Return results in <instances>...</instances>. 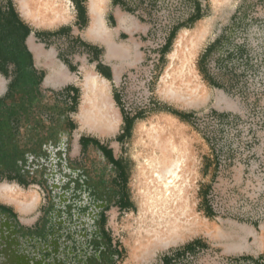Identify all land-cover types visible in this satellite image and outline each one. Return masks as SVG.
I'll return each mask as SVG.
<instances>
[{"label": "rangeland", "instance_id": "obj_1", "mask_svg": "<svg viewBox=\"0 0 264 264\" xmlns=\"http://www.w3.org/2000/svg\"><path fill=\"white\" fill-rule=\"evenodd\" d=\"M1 2L4 4L5 0ZM13 2L30 26L38 30H57L73 15L71 4L65 1L63 7L58 4L52 9L51 18L39 17L34 22L28 15L29 0ZM107 2H94L98 23L106 34L102 12ZM148 3L149 6L144 4V12L152 27L146 40H165L169 28L187 16L182 0ZM191 5L194 11L196 6H202L203 14L188 25L179 26L172 44L164 48L165 54L155 63L151 77L145 74L139 80L140 83L145 79L143 89L139 96L131 98V103L135 107L144 104L146 108L142 114L132 116L134 123L128 138H123L121 133L125 118L121 119L119 111L130 116L124 104L129 103L128 93L135 95L134 90L121 89L123 106L119 109L112 100L117 87L98 75L94 64L87 62L82 54L79 59H67L70 76L57 56L55 60L52 53L42 52L31 43L35 57L49 66L45 83L55 87L75 76L79 100L75 108L68 99L64 101L57 88L39 93L37 77L20 76L19 91L0 101V211L4 213L1 208L8 211V219L17 231L15 241H24L19 245L25 249L20 252L24 264H163L165 258H169L168 264H254L247 257L260 260V264L264 261V0H194ZM191 8L187 6L188 10ZM186 36L191 74L187 85L178 88L188 97L187 103H182L164 97L161 90L173 49L178 39L184 41ZM58 48H63L60 42L49 41L46 46L55 53ZM23 64L20 61V68ZM55 66L61 70L52 77L50 70ZM5 80L8 82L9 78ZM5 80L0 77V89ZM82 83L89 88H100L109 101L113 117L109 130L80 127L81 104L85 101ZM143 92L148 95L140 98ZM186 114L191 115L188 123L185 120L181 123L179 115ZM68 118L70 121H66ZM157 119L167 124L152 122ZM15 126L18 134H13L19 139L16 146L10 138ZM71 128H74L72 132ZM78 136L92 138L113 149L124 168V186L120 168L94 143L78 148ZM26 151L32 153L35 167H26ZM53 154L77 170L75 177H70L73 186L85 191L89 188L90 198L98 200L89 206L98 205L97 213L102 212L95 223L98 235L92 241L94 248L91 255L84 251L82 261L69 258V253H58L52 240L27 252L26 245L32 237L24 235L22 239L18 235L37 232L50 214L51 199L44 173L52 165L49 158ZM153 155L157 157L154 167L159 174H163L171 158L181 160L178 184L182 188V182L187 179L186 194L191 209L186 213L193 223L197 221L198 227L179 240L142 247L132 254L126 241L136 235L141 225L140 196L134 181L139 161ZM56 166L60 172L64 171L61 163ZM141 167L148 169L150 175L149 168L153 165ZM122 195L129 204L119 208ZM84 205L88 204L80 206ZM93 211L89 215L92 221L96 215ZM75 226L85 230L88 227L86 222ZM77 239L80 240L77 244H83V238ZM194 241L192 249H185Z\"/></svg>", "mask_w": 264, "mask_h": 264}, {"label": "crops", "instance_id": "obj_2", "mask_svg": "<svg viewBox=\"0 0 264 264\" xmlns=\"http://www.w3.org/2000/svg\"><path fill=\"white\" fill-rule=\"evenodd\" d=\"M10 1L15 12V17L10 21L9 26H5V30H7V33H9L10 36L8 38L6 37L7 33L3 31V27L0 30V77L4 80L5 78H9V80L8 82L5 80L3 88L0 89V93H3L0 95V99L4 98L8 92L9 96H12L14 92L17 93L19 91L18 84L20 76H34L37 77L39 81V84L36 85V90L39 93L48 88H57V93L62 95L65 102L67 101L66 99H68V103H70L71 106H73L72 102L74 98H76V108L79 100V89L76 84H74L75 76L65 80L55 87L46 84L45 77L49 71V66H47L41 58L37 59L35 57L30 46L32 43L34 47H39L42 52L52 53L55 60V56H57V60H59V63L63 64L69 75L71 66L67 63V59L74 57L76 60L79 59V55L82 54L87 62L90 61L94 64L98 75L107 79L108 82H112L114 87H117L115 91L116 94L113 93L112 95V100L119 105V109L123 106L121 84L123 77L125 76L124 73L128 70L131 71V68L140 65L141 61H146V47L148 44V40L146 39L152 26L145 16L146 13L144 12V8L145 5L149 6L148 2L150 0H108L105 5L106 11L103 8L102 12V18L107 34L98 37L92 36L86 31L89 24L87 0H69L73 15L71 18L66 19L63 26L56 28L58 31L38 30L37 28L30 26L29 22H27V20L21 15L20 10L16 9L13 0ZM182 2L185 5L187 16L183 22L179 23L183 24L180 27L188 25V22H193V17L191 16L194 13V7L191 5L194 0H182ZM186 5H190L192 7L191 10H188ZM196 12H198V14H203L204 8L202 6L200 8L197 7ZM179 24L174 23L169 28L171 31H169V34L164 38L165 43L159 49V57L165 54L164 48L168 46V49L170 44H172V39L174 38L169 40L170 34ZM61 40H63V44H61ZM49 41H52L53 43L60 42V45H62L63 48H58L56 53L51 49H46ZM8 58L20 59L22 62L25 60V64L21 65L20 68V64L18 63V69L12 63H9L8 67H5L3 62ZM38 65L41 66L39 67ZM5 70H7V72H5ZM42 83L44 84L42 85ZM151 103L154 105V102ZM119 112L121 119L124 120L125 118L124 129L121 130V133H123V138H128L131 134L134 118L132 116L123 115L121 111ZM138 113L142 114V110ZM129 119L132 120L130 127L126 125V122ZM180 120L181 123L185 121L188 123V119H184V121L180 118ZM62 121L63 123H61V125L63 126L64 120ZM66 121H70V119L68 118ZM62 129H65L64 126ZM73 130L74 128H71V130L69 129L71 132ZM11 131L10 138L13 143L15 141L16 146L18 145L17 143L19 139L14 136L13 132L18 134V128L15 126ZM60 132H62V130ZM124 134L126 137H124ZM89 139L90 140L84 138L83 140L82 136H78L76 146H78V148L86 147L89 145L88 143H91L92 145V143H94L92 141L96 142L94 143L96 146L102 145V142L100 141L92 140V138ZM116 142L117 144L122 145L120 141ZM106 147L111 150L110 157L114 160H118L113 149L109 145ZM31 154L32 153L26 151L24 156ZM118 166L120 167V170H124L121 163ZM121 185H123V181ZM253 263L260 264V260L254 258ZM261 263L264 264V261L261 260Z\"/></svg>", "mask_w": 264, "mask_h": 264}, {"label": "bare ground", "instance_id": "obj_3", "mask_svg": "<svg viewBox=\"0 0 264 264\" xmlns=\"http://www.w3.org/2000/svg\"><path fill=\"white\" fill-rule=\"evenodd\" d=\"M69 0H29L28 15L37 21L39 17H50L52 9L59 4L61 7L66 5ZM95 0H89V24L86 31L95 37L106 35L98 23L97 10L95 9ZM58 5V6H59ZM178 39L171 55V63L165 69L162 79L163 88L161 92L168 99H177L182 103H187L188 97L182 94L178 88L187 85V80L191 74L189 67V37L184 41ZM61 70L60 66L51 68L52 77L54 73ZM92 79V78H90ZM51 81V78H50ZM83 98L87 101L81 104V113L79 115V124L81 128H92L100 131L109 130L113 123L111 116V105L104 96L100 88L87 87L82 83ZM156 124H167L163 120L157 119ZM171 141V139H169ZM163 148V147H162ZM164 150V149H162ZM157 157H143L139 161L134 186L138 190L139 199V221L141 225L137 229L136 235L131 237L129 244L130 253H136L139 248L151 247L167 244L171 241L181 239L186 234L192 233L198 227L197 221L192 222L191 216L186 213L191 209L190 201L186 194L187 179L178 184V173L180 171L181 160L171 158L163 174L155 170ZM151 164L153 167L148 169L141 165ZM141 176V178H139ZM191 214V212H189Z\"/></svg>", "mask_w": 264, "mask_h": 264}, {"label": "flooded vegetation", "instance_id": "obj_4", "mask_svg": "<svg viewBox=\"0 0 264 264\" xmlns=\"http://www.w3.org/2000/svg\"><path fill=\"white\" fill-rule=\"evenodd\" d=\"M53 155L54 157L50 158V162H52L54 166L55 174L53 173V175L51 173L48 178L46 177V175L49 174L51 171L50 167L48 168V172L44 173V177L46 178V184L49 189L51 199L49 209V220L46 218L44 220L43 226L37 232H21L18 233V235L22 239L24 235H26L27 237H32L30 238L31 241H29V243H27L26 245L27 252L28 250L31 252L33 248H36V246L41 247L40 245L43 244V242L52 240L55 244H57L58 249H56L59 250L57 251L58 253H69V258L73 259L74 261H77L78 258H80L82 261L84 251L86 252L88 250L91 255V252L94 248V246H92L94 245L92 244V241L93 238L98 235L95 230V223L99 215H102V212L96 213L93 221L89 218V213L92 212L94 208L96 210L98 205H93V208L90 206L98 200L90 198L89 188L85 191V189L78 190L77 187L73 186V182L71 181L70 177L74 178L77 174V170L68 167L62 159L60 160L59 156H55V154ZM58 161H60L61 165L64 166L63 172L69 173L68 176L63 175V172L59 171L56 166V164H60L58 163ZM50 184H52V186H55V188L58 189L56 190V192H54L53 195L50 188ZM65 185H69V187H65ZM65 188H67V190H65ZM52 200L57 201V204L60 203V205L53 207L51 204ZM81 204L88 205H84V207L80 206ZM1 210L8 213V211L5 209L1 208ZM95 210L94 212H96ZM82 222H86V226H88L86 230L80 227L78 229L75 226V224ZM77 238H83V244H77V242H80V240ZM21 241L22 240L17 241V243H20L17 246V250L19 252L25 250L24 247L19 246L22 245ZM22 243H24V241H22ZM7 254L9 253H6V251L5 254H0V264H3V261H5L6 258L9 259L10 256H8ZM46 256H49V253H46Z\"/></svg>", "mask_w": 264, "mask_h": 264}, {"label": "built area", "instance_id": "obj_5", "mask_svg": "<svg viewBox=\"0 0 264 264\" xmlns=\"http://www.w3.org/2000/svg\"><path fill=\"white\" fill-rule=\"evenodd\" d=\"M165 40H148V44L146 47V54H147V58L146 61L144 60V64H140L138 67H136L135 69L127 72L125 74V76L123 77L122 80V88L125 87V92L127 91L128 88H130L131 90H134V94L128 93V100L129 103H125L124 104V110H126L130 116H134L136 115L139 111H141L142 109L146 108L144 104H140L137 105V107H135L132 103H131V98L136 97L140 95V92L143 89L144 83H145V79L142 80V82L139 83V80L141 77L145 76L146 77L148 75H152L151 71L154 69L155 63L158 62L159 57V49L164 45ZM145 62H147V64L145 65ZM135 84H139L136 88L134 87ZM148 94L143 92L140 96V98L142 97H146ZM144 97V98H145ZM26 157V162H27V166L26 167H31L32 165L35 167V162L33 160V157L31 155H27Z\"/></svg>", "mask_w": 264, "mask_h": 264}, {"label": "trees", "instance_id": "obj_6", "mask_svg": "<svg viewBox=\"0 0 264 264\" xmlns=\"http://www.w3.org/2000/svg\"><path fill=\"white\" fill-rule=\"evenodd\" d=\"M197 7L198 6H196V8ZM196 8H195L194 14L191 16V17H193V21L196 20L200 16V14H198V12H196ZM14 13L15 12H14V9H13V6H12V3H11L10 0H5L4 4L0 0V30L3 27L4 28L3 31L7 33V30H5V26H7V27L9 26L10 21L15 17ZM1 24H3V25H1ZM181 25H183V24H179L176 28H174L172 30V33L170 34L169 40H171L175 36L174 35L175 31H177L179 29V26H181ZM9 36H10V34L7 33L6 37L8 38ZM167 47L168 46H166L165 48L167 49ZM20 61H21L20 59L17 60L16 58H8L3 63L5 65V67H8L9 63H12L18 69V67H19L18 63L20 64ZM24 62H25V60H24ZM21 64H22V61H21ZM5 72H7V70H5ZM8 95H9V92L5 95L4 98L0 99V101H3ZM75 103H76V98H74L72 104L75 105ZM179 116L181 117V119L184 120L185 118L188 119L191 115L190 114H186L184 116H181V115H179ZM131 121H132L131 119L127 120L126 125L128 127L131 126ZM120 138L121 137H119L118 140H120ZM85 139H88V138H85ZM88 140H90V139H88ZM92 142L96 143L95 141H92ZM99 148H100L101 152L103 153V155L106 158H108L115 166L119 167L118 166L120 164L119 161L118 160H114V159H112V157H110L111 150L109 148H107L106 146H103V145H100ZM119 175H121V177H122L123 186H124L126 184V177L124 176V171L119 169ZM128 204L129 203H128L127 198L125 197V195H122L121 198L119 199L120 208L124 207V206H128ZM207 213L209 214V211ZM196 241H194L193 243L187 244L185 246L186 247L185 249H192L193 246L195 245ZM247 259H254V258L247 257ZM169 261H170L169 258H165L163 260V264H168Z\"/></svg>", "mask_w": 264, "mask_h": 264}, {"label": "water", "instance_id": "obj_7", "mask_svg": "<svg viewBox=\"0 0 264 264\" xmlns=\"http://www.w3.org/2000/svg\"><path fill=\"white\" fill-rule=\"evenodd\" d=\"M50 169H51L50 173L46 175L47 178L49 177V175H51V173L53 174L55 171L53 164L50 166ZM50 188L53 194L54 192H56V190H58L57 188H55V186H52V184H50ZM57 205H60V203L57 204V201L52 200V206L54 207ZM99 209L100 208L97 207L95 213H97ZM8 218H9L8 213L6 212L2 213L0 211V254H5L6 251V253H9L7 255L10 256L9 259L6 258V260L3 261V264H24L23 261L25 259L23 260V253H20L17 250L18 243L15 241L14 238L17 231L15 230L14 223L10 221ZM46 218L49 220V216H46ZM44 250L50 251L49 248H44ZM42 259H43L42 257L39 259L40 263L43 262Z\"/></svg>", "mask_w": 264, "mask_h": 264}]
</instances>
